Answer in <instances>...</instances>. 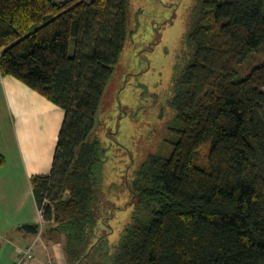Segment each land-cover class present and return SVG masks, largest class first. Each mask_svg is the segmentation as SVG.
I'll use <instances>...</instances> for the list:
<instances>
[{
    "label": "trees",
    "instance_id": "trees-1",
    "mask_svg": "<svg viewBox=\"0 0 264 264\" xmlns=\"http://www.w3.org/2000/svg\"><path fill=\"white\" fill-rule=\"evenodd\" d=\"M126 36V0H0L1 75L64 112L50 173L30 179L41 235L75 264H264V64L235 80L264 55V0L200 1L169 154L127 178L133 212L110 247L94 230L103 149L89 138Z\"/></svg>",
    "mask_w": 264,
    "mask_h": 264
},
{
    "label": "rangeland",
    "instance_id": "rangeland-1",
    "mask_svg": "<svg viewBox=\"0 0 264 264\" xmlns=\"http://www.w3.org/2000/svg\"><path fill=\"white\" fill-rule=\"evenodd\" d=\"M200 1L126 0V40L89 138L103 149L94 230L96 236L111 232L105 246L118 243L133 212L132 205H126L130 200L127 178L147 156L169 154L174 116L169 100L174 80L191 56L186 35L197 18ZM261 64L264 55L250 54L237 67L235 80ZM104 216L108 219L102 223ZM66 256V264H75L73 257Z\"/></svg>",
    "mask_w": 264,
    "mask_h": 264
},
{
    "label": "crops",
    "instance_id": "crops-1",
    "mask_svg": "<svg viewBox=\"0 0 264 264\" xmlns=\"http://www.w3.org/2000/svg\"><path fill=\"white\" fill-rule=\"evenodd\" d=\"M64 112L11 76L0 73V264H15L32 242L28 264H66L59 243L41 234L46 226L30 179L51 171ZM39 225L41 234L22 230Z\"/></svg>",
    "mask_w": 264,
    "mask_h": 264
},
{
    "label": "built area",
    "instance_id": "built-area-1",
    "mask_svg": "<svg viewBox=\"0 0 264 264\" xmlns=\"http://www.w3.org/2000/svg\"><path fill=\"white\" fill-rule=\"evenodd\" d=\"M56 2H61L64 0H54ZM84 1H88V0H84ZM41 230V229H40ZM39 230V234L41 233V231ZM36 244V242H32L31 244H29L18 256L16 263L15 264H28L30 262V260H32L33 258V247Z\"/></svg>",
    "mask_w": 264,
    "mask_h": 264
}]
</instances>
